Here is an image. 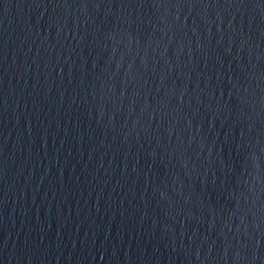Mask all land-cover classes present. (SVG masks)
<instances>
[{
    "label": "water",
    "instance_id": "1",
    "mask_svg": "<svg viewBox=\"0 0 264 264\" xmlns=\"http://www.w3.org/2000/svg\"><path fill=\"white\" fill-rule=\"evenodd\" d=\"M0 264H264V0H0Z\"/></svg>",
    "mask_w": 264,
    "mask_h": 264
}]
</instances>
